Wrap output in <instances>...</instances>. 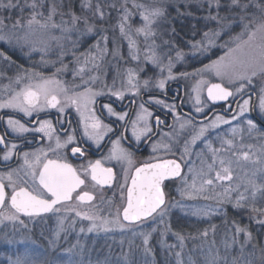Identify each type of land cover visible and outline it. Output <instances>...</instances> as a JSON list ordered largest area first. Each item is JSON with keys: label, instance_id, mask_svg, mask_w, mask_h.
I'll use <instances>...</instances> for the list:
<instances>
[{"label": "snow or ice", "instance_id": "obj_1", "mask_svg": "<svg viewBox=\"0 0 264 264\" xmlns=\"http://www.w3.org/2000/svg\"><path fill=\"white\" fill-rule=\"evenodd\" d=\"M192 5L205 24L185 45L189 48L185 53L177 47L176 29L170 25L176 18L195 15L190 10ZM197 34L199 39H195ZM125 41L127 57L120 50ZM5 45L19 50L30 61L33 55H39V60L25 67L0 50V79L8 80L0 92V110H8L7 118L0 120L6 124L5 133L14 134L13 141L0 135V167L4 169L0 171V223L27 227L24 218L44 223L55 216L56 226L49 238V245L55 247L66 225L74 227L79 218L89 222V233L130 232V251L135 238H142L145 256L152 252V234L162 227L161 237L171 232L178 241L167 246L170 250H183L188 239L202 241L198 259L190 256L185 261L182 251H177L176 264H264V240L248 225L227 218L230 206L245 212L250 222L264 229V130L246 115L258 112L264 117V0H0V49ZM216 48H222L223 55L202 67L173 71L189 55L196 59ZM141 56L146 64L160 70L161 78L144 79L141 84L137 69L121 70L119 61L139 64ZM109 57L117 61L116 76L111 86L104 83L105 92L96 85L111 74ZM44 69L51 71L46 74ZM9 71L14 74L8 75ZM67 74L72 77L70 81L59 78ZM117 78L120 88L116 87ZM172 80L192 82L189 95L194 101V114L182 116L175 104L149 97V103L163 107L174 118L173 124L167 125L169 131L161 132L150 123L152 112L140 103L131 132L136 142L142 138L151 142L154 155L148 160L136 166L133 153L120 147L123 133L112 141L106 157L79 168L62 154L70 148L72 156L85 157L81 147L84 142L99 149L113 132L96 113L97 97L123 100L126 92L133 97L140 95L141 88L165 90ZM205 91L207 101H228L225 113L232 115L204 114ZM50 110L57 114L55 123L47 118ZM73 110L78 117L75 126L68 119ZM103 110L117 121H125L127 130V111L117 112L112 103H105ZM41 113L46 118H39ZM19 114L22 116L16 118ZM34 114L37 118L28 127L23 118ZM155 121L157 129L166 123L159 116ZM221 125L228 127L221 131ZM26 133L33 134V140L26 141L29 145L35 141L47 143L21 151L15 139L25 140ZM154 136L160 139L153 140ZM161 151L163 156L155 155ZM104 160L115 161L121 171L105 166ZM169 184L176 186L179 199L166 192ZM117 190L121 204L115 215H106L96 201L111 206L114 200L106 199L104 193L113 191L115 196ZM173 209L198 220L223 217L225 231L219 243L215 239L216 225L195 235L173 231ZM3 238L13 243L7 234ZM122 257L128 264V253H122ZM8 264L51 262L24 253L9 257ZM97 264H110V260L105 258Z\"/></svg>", "mask_w": 264, "mask_h": 264}, {"label": "rangeland", "instance_id": "obj_2", "mask_svg": "<svg viewBox=\"0 0 264 264\" xmlns=\"http://www.w3.org/2000/svg\"><path fill=\"white\" fill-rule=\"evenodd\" d=\"M177 2H181V0H173V3H177ZM190 10L193 11L195 15L176 18L171 22L170 25V27L174 26L176 29L174 38L177 47L181 48L185 53H189V48L186 47L185 45H187V43L193 39L194 32L199 33L200 30L204 28V24H205L204 20L198 19V17L201 14L196 12L195 5H192ZM172 15L175 17L176 15L175 11L172 12ZM13 18H15V14L13 15ZM178 19H181L182 22L183 20H185L191 23L192 27L189 26V28L185 29L184 33L179 32L180 26L174 24V21H177ZM209 26L212 27L214 25H209ZM188 29H190V32L186 34ZM109 35L110 36L112 35L111 32L109 33ZM199 38H200L199 34L195 35V39H199ZM165 39H167V37H165ZM227 39L228 37L225 36L224 40ZM157 43H159V40L157 41ZM221 43H223V41H221ZM0 50L6 51V53L9 56H11L12 60H14L16 64H22L25 67L29 66L30 63L39 60V55H33L32 60L30 61L27 59V57L24 56L22 52H20L19 50H13L6 45ZM120 50L122 54L125 57H127L128 48L126 41L123 43ZM223 52L224 50L222 48H216L213 49L212 52L206 53L204 56H199L196 59H192L191 56L189 55L188 57H186L185 61L177 63L173 71L174 72H179L184 70L191 71L193 67H197V68L202 67L203 64H207L209 63L210 60L216 59L217 57L223 55ZM174 55L175 53H173V56ZM108 59L111 60V64L107 66L111 69V74L105 76L103 78V82L96 85V88L98 90L104 89L105 92H107V88L104 87V83L111 86L113 84V77L116 76L115 65L117 64V61L115 59H112L111 57H109ZM119 65L121 70L126 68L137 69L138 77L139 80L141 81V84L144 79L151 78L153 81H155L156 79L161 78L160 70L158 68L152 67L149 64H146V62L143 60V56H141V60L139 61V64L136 61L129 60L125 62L124 60H121L119 61ZM141 68H143L144 71H139V69ZM44 71L47 74L49 71H51V69H44ZM13 74H14L13 71L8 72V75H13ZM164 75L166 76L167 72H165ZM59 78L68 81L72 79L70 74L63 75ZM205 79H209L212 82H219L213 76H206ZM173 82H177L182 85L184 89L183 105L191 113L194 114V110H193L194 101L190 98L189 95L191 91L192 82L185 80H179V81L172 80V81H168L167 84ZM7 83L8 80L0 79V92H2L3 90V85ZM116 87L117 88L121 87L120 80L118 78L116 80ZM150 89H155V88H150ZM141 90L144 89L141 88ZM175 90L177 89L175 88ZM160 91H164V90H160ZM203 99L205 100V105H206L204 108V114H208L211 109V105L209 101H207L206 99L205 92L203 94ZM218 114L227 115L229 117L232 115V114H222V113H218ZM246 115H250V114H246ZM255 115L258 120L264 123V117H261L258 114V112H255ZM233 123L235 124L236 121H234ZM227 127H228L227 125H221L220 130L221 131L226 130ZM261 130H264V127L261 126ZM213 135H215V133H213ZM200 147H203V145H200ZM198 150L199 149H197V151ZM178 156L179 153H177V158ZM169 191L172 193L170 197H175L176 199H179V195L176 191L175 185L172 184ZM104 196L106 197V199H113L114 203L111 206H109L106 203L102 205L98 200L96 201V204L99 205L101 209H103L104 214L107 215L109 212H111L113 215H115L117 208L121 204V201L119 199V191L118 190L116 191L115 196L113 195V191H106L104 193ZM199 203L203 204L206 202L199 201ZM227 218L229 222H231V220L234 219L236 221H239L242 226L248 225L250 228L254 227L257 233H263L262 239L264 240V229H262L257 224L250 222L245 212L234 211L229 206L227 210ZM24 219L26 221L27 227L20 224L13 225L11 222L0 223V264H8L9 257H14L17 254L22 255L24 253H28L32 255L33 258L40 261H45V260L50 261L51 264H69V261H71V264H97L98 261H104L105 258H108L110 260V264H117L118 261L119 264H124L122 253H128V257H127L128 264H145V261H147V264H176L175 252L182 251V259L185 261H187L190 256L193 259H198L199 246L202 243V241L199 239L197 240L188 239L185 242V247L183 250H181L179 247L170 250L167 246L178 244V241L171 232L161 237L160 231L163 230V228L161 227L160 230L152 234V238L150 239V247L152 249L151 255L145 256L142 250V238L140 237L135 238V241L130 251L128 244V241L132 239L130 232L121 233L117 230L109 233H104V232L89 233L87 232V226L89 222L81 221L79 220V218H77V223L75 224L74 227H67L66 225V231L61 233V238L58 241H56L55 247H52L49 245V238L51 233L55 229L56 217L53 216L50 221L44 223H33L28 221L27 218ZM176 220L188 223L189 225H191V227H193L192 228L193 231H186V232L182 231L185 235H190V234L195 235L199 231H202L203 229L209 227L210 225H216L217 232L215 239L217 240L218 243L225 231L224 218L221 216H211L203 220H198L195 217L183 215L179 209H173V212L170 216V221L172 226L174 221ZM81 227L85 228L84 232L80 231ZM173 231H180V230L173 228ZM5 234H7L8 237L12 239L13 243L9 244L3 238ZM212 238H213L212 233L209 232V241H211ZM122 240H123V244H121ZM161 240H163V243H161ZM73 245H75V247H73ZM67 249H72V251L68 252L66 251ZM221 251H223L222 248Z\"/></svg>", "mask_w": 264, "mask_h": 264}, {"label": "flooded vegetation", "instance_id": "obj_3", "mask_svg": "<svg viewBox=\"0 0 264 264\" xmlns=\"http://www.w3.org/2000/svg\"><path fill=\"white\" fill-rule=\"evenodd\" d=\"M175 88L177 90H175ZM104 90V89H103ZM125 99L123 100H116L115 97H109L108 95L97 97V102L95 105V110L98 116L101 117L103 122L110 127H112L113 132L109 133L108 136L101 142L103 147L97 148L96 145L89 146V142H84L81 147L85 150L86 156L85 157H74L71 154L70 148L64 150L62 153L68 160L69 163H72L74 167L79 168L81 165H87L89 161H95L97 159H103L109 154L110 149H112V141H115L117 137L123 133L125 136V139L121 140L120 147L129 149L133 153L134 161L136 162V166H139L141 163H143L145 160H148L151 156L154 154L151 150V142H144L143 138L141 142H136L135 139L132 137L131 132V121L135 118L136 111L138 110V105L140 103H144L145 107L152 112V117L150 118V123L153 126L154 129L161 131V132H168L169 128L167 125L173 124V116L170 112H168L163 107L156 105L154 103H149V97H153L156 99H160L165 101L167 104H175L176 110L180 115H184L181 111L189 112L191 113L187 108L183 105V99H184V89L180 83L173 82L169 83L166 86V89L164 91H160L157 89H147V90H141L140 95L133 97L131 93L125 94ZM135 100V104L132 103V101ZM105 103H112V106L115 108L117 112H123L127 111L129 113V116L126 118L127 121V130L125 128V121H117L115 116H109L106 110H103V105ZM211 105L210 111L214 109H223L225 110V104L220 105ZM8 110H0V117H3L6 119L5 112ZM209 111V112H210ZM22 116V114H19L16 118H19ZM56 112L55 110H50V115L47 118H50L53 120V123H55L56 120ZM159 116L162 120H164L166 123L164 125H160L157 129L155 117ZM36 114L33 115V117H24V121H28L27 126L32 127L31 120L36 119ZM41 119L46 118L43 113L40 114ZM68 119H71L73 121V125L75 126V122L78 119L76 116V113L72 112V115L68 117ZM23 122V121H22ZM65 127H67V123L65 124ZM6 124L3 122V120H0V135H6V138L9 141L14 140V134L12 133H5ZM58 128V126H57ZM159 136H154L153 140H159ZM33 140V134L26 133L25 134V140L15 139V143H17L20 146L21 151H32L33 149L37 147L43 146V144L47 143V141H35L31 143L30 145L26 143V141H32ZM179 146H182L179 145ZM3 148V145H0V149ZM155 155L163 156L164 153L161 151L160 153H157ZM54 158V157H53ZM166 158H172L171 156H168ZM2 163V162H0ZM11 163V162H10ZM104 164L107 167H114V171L120 172V165H117L114 161H107L104 160ZM15 164H12V167H15ZM4 169L0 167V171H3ZM121 182H123L121 180ZM168 183V182H166ZM172 184H169V187L166 189V192L169 193V189ZM114 198V196H113ZM98 201V200H97ZM101 203V202H100ZM104 205V204H102Z\"/></svg>", "mask_w": 264, "mask_h": 264}, {"label": "trees", "instance_id": "obj_4", "mask_svg": "<svg viewBox=\"0 0 264 264\" xmlns=\"http://www.w3.org/2000/svg\"><path fill=\"white\" fill-rule=\"evenodd\" d=\"M174 24L180 26V31L179 32H182L184 33L185 32V29L189 28V26L192 27V24L183 20V22L181 21V19H178L177 21H174ZM182 26V27H181ZM190 32V29L187 30L186 34H188ZM181 33V34H182ZM169 195L171 196L172 193L169 191ZM173 228L174 229H178L180 231H193V227H191V225H189L188 223H185V222H181V221H174L173 223ZM250 230L253 232L254 235L257 234V232L255 231V228L254 227H251ZM259 234V239L263 240L262 239V236H263V233H258Z\"/></svg>", "mask_w": 264, "mask_h": 264}, {"label": "water", "instance_id": "obj_5", "mask_svg": "<svg viewBox=\"0 0 264 264\" xmlns=\"http://www.w3.org/2000/svg\"><path fill=\"white\" fill-rule=\"evenodd\" d=\"M205 96H206V91H205ZM231 99V98H230ZM211 104H213V105H220V104H225V109L228 107V105H229V102L228 101H217L216 103H213V102H211V101H209ZM231 107L232 108H235L236 107V103H235V101L233 102V103H231ZM183 114H186V113H189V112H185V111H181ZM216 112H221V113H224V114H232V113H225V111L224 110H222V109H214V110H212L209 114H207L209 117H211L214 113H216ZM250 116L254 119V120H256V121H258L257 120V118H256V115H255V112H252V113H250ZM199 119V118H198ZM260 123V125L262 126V127H264V123H261V122H259ZM129 183H130V181H129Z\"/></svg>", "mask_w": 264, "mask_h": 264}]
</instances>
